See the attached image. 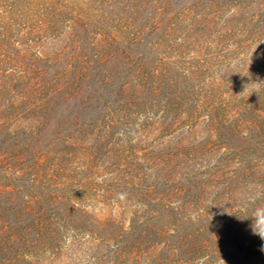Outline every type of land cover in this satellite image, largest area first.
Here are the masks:
<instances>
[{
  "label": "trees",
  "instance_id": "trees-1",
  "mask_svg": "<svg viewBox=\"0 0 264 264\" xmlns=\"http://www.w3.org/2000/svg\"><path fill=\"white\" fill-rule=\"evenodd\" d=\"M96 1L107 11L83 24ZM73 8L74 54L18 60L0 108V264H264L248 217L264 206V53L248 64L264 0ZM115 143L118 177L101 184L128 204L127 227L65 182Z\"/></svg>",
  "mask_w": 264,
  "mask_h": 264
},
{
  "label": "rangeland",
  "instance_id": "rangeland-1",
  "mask_svg": "<svg viewBox=\"0 0 264 264\" xmlns=\"http://www.w3.org/2000/svg\"><path fill=\"white\" fill-rule=\"evenodd\" d=\"M76 1L80 2L82 0H0V108L3 105L9 106L14 99L15 75H18L21 70L17 67L18 60L47 56L59 50L64 51L63 58H70L71 54H74L77 43L69 37L71 27L69 24L64 26L62 22H69V19L71 21L72 12L80 10L73 8ZM79 7H82V5ZM101 9L98 1H96V4L90 5V11L88 12L90 17L84 18L82 23H88L87 18L96 22L99 16L103 17L104 12L107 10L105 6ZM94 35V32L91 33L89 38L91 40L101 38ZM89 38L86 44H90ZM188 50L187 56H196L193 55L194 51L192 49L190 52ZM261 53L264 52L253 48L250 52L252 56H250L248 64H252L254 60L258 61ZM242 85L241 87L245 86V84ZM3 93L6 94L5 97L2 96ZM122 131L125 132L123 128ZM121 145L122 143L119 145L117 143L113 144L112 152L106 162L93 165L92 170L87 175L78 174L80 172L76 171L79 178H70L65 182L73 184L74 188L77 187V189L89 186L90 193L85 194L81 204L94 218L102 220L114 216L118 222L127 227L130 216L127 211L129 210L128 204L124 201L116 203V197L107 193L113 183L101 184L102 181H108L110 178L115 180L118 177V173L115 174L112 170L115 169L113 161L117 154L116 150H119L118 148ZM124 146L125 143L122 147ZM75 157L77 158L71 160V166L69 167L70 170L73 169L72 171L75 168L84 167L83 162L78 159V157L81 158V155H74ZM5 162L6 160L3 161V164ZM73 176L74 174H71L70 177ZM55 182L61 184L57 179Z\"/></svg>",
  "mask_w": 264,
  "mask_h": 264
},
{
  "label": "clouds",
  "instance_id": "clouds-1",
  "mask_svg": "<svg viewBox=\"0 0 264 264\" xmlns=\"http://www.w3.org/2000/svg\"><path fill=\"white\" fill-rule=\"evenodd\" d=\"M248 217L252 219L250 228L253 235H257L261 240H264V206L255 207ZM261 250L264 251V246Z\"/></svg>",
  "mask_w": 264,
  "mask_h": 264
}]
</instances>
